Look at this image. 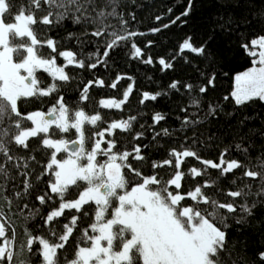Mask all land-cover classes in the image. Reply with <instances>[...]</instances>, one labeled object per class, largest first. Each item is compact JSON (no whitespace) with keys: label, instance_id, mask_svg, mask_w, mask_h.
<instances>
[{"label":"trees","instance_id":"obj_1","mask_svg":"<svg viewBox=\"0 0 264 264\" xmlns=\"http://www.w3.org/2000/svg\"><path fill=\"white\" fill-rule=\"evenodd\" d=\"M22 2L26 3L27 0H15L17 4ZM104 3L105 0H96L97 7ZM188 3L189 0H115L116 11L127 21L124 27L139 35L129 41H121L118 47L110 51L108 57H104L103 52L111 36H92L95 25L83 21L76 24L71 17L58 24L35 25L37 38L41 41L52 39L57 47V52L52 53L45 45L40 49L41 56H57L60 51H72L77 60H84L85 66H66L65 71L70 79L56 81L57 92L49 96L29 98L20 104V110L23 113L35 110L47 112L62 96L70 109L80 108L86 115L99 114L102 117L97 126L85 125L86 137L106 129L111 122L135 117L136 119L131 121L130 130L116 129L111 136L106 132L104 139L116 141L114 152H133L134 148L139 146L144 160H134L130 156L129 163L144 176L156 175L157 179L163 181L170 179L177 170L174 166L176 158L170 155L172 150L182 152L188 149L196 152L200 159L180 157L183 163L179 171L184 172L185 177L181 181L180 189L175 190V186H172L170 190L179 191L181 194L202 185L205 180L216 181L213 187L203 189L205 194L222 203L239 204L243 201L239 198L233 201L226 193L235 191L244 184H252V195L248 197L250 203H255L252 214L246 215L245 222L241 225L236 223V219L244 215L239 208L237 213L230 216L225 212L229 224L226 232L229 245L233 246L234 252L239 255L241 264H264V261L259 259V254L264 253V197L256 195L259 191V181L243 177V168L235 169L224 176H220L219 169L210 167L204 175H188L189 169L193 167L203 172L205 166L201 160L219 163L220 155L225 149L226 161L235 159L250 168L256 157L264 153V102L255 100L238 106L231 97V92L235 89V76L253 67L252 58L241 45L264 35V0H192L189 15L181 16ZM44 14L46 13L40 12L37 16ZM178 16L180 19L176 20ZM173 20L176 22L172 23ZM107 22L114 26L108 29L109 33L113 30L121 31L122 26L118 18L110 17ZM69 34H72L71 38ZM188 37H191L195 47L206 45L203 55L187 50L182 54L179 52L180 45ZM132 43L141 49L140 57L132 55ZM96 53L100 55L97 56ZM149 57L152 63H144ZM160 59H164L165 63H170L172 67L165 68L159 63ZM98 60H103L104 63H98L96 68L88 66ZM65 65L66 61L58 57L57 66ZM37 76L41 81V88L53 83L51 77L43 70H39ZM99 80L104 81L103 86L98 85ZM90 81L92 84L88 91L89 99L82 100V91ZM174 81L179 82L176 89L170 87ZM113 83H116V88L111 87ZM186 84L193 85L191 91L185 87ZM129 87L132 91L121 108L106 109L99 104L101 99L122 100L123 93ZM201 87L207 90L202 93L199 91ZM144 93L161 95L155 100H143ZM193 99L199 101L198 106L192 105ZM212 108L215 109V114H212ZM156 114H160L164 119L155 121ZM165 129L167 135L164 134ZM137 134L142 135L137 139ZM59 135L70 142L77 139L75 130ZM41 137L31 138L28 148L18 147L14 143L7 144L6 141L10 149L9 154L16 158L14 163L19 167H14L13 163H8L5 157L0 155V163L5 165L6 170V174H0V223L6 224L9 236L12 230H15L12 249L15 255L12 264H19L20 260L30 255L24 247L29 232L33 236L53 240L49 229L54 228L58 234L62 233L63 224L69 223L75 215L79 219L74 232L65 249L59 252L61 257L67 256L71 259L82 230L94 222L93 204L86 205L83 210L89 213L87 217L83 215V211L77 213L74 209H66L64 215L45 224L46 216L51 210L58 208L60 201L54 194L55 203L48 201L41 205L37 200V196L44 195L45 192L50 193V174L42 173L52 150L41 146ZM91 143L92 141H87L86 147L90 148ZM236 144H242L249 149L251 163L245 159L244 153L237 150ZM64 157L65 153L58 154V159ZM165 160H172V166L152 167L153 163L160 164ZM124 171L128 173L127 169ZM129 178L138 179L132 176ZM234 179L235 185L232 183ZM26 183L31 185L27 190ZM131 186L130 184L129 190ZM76 198L77 190L70 188L65 199ZM193 203L190 199L182 202L184 205ZM36 246L38 245H34ZM32 261L33 264H41L42 257H32ZM60 264H64L63 259Z\"/></svg>","mask_w":264,"mask_h":264},{"label":"snow or ice","instance_id":"obj_2","mask_svg":"<svg viewBox=\"0 0 264 264\" xmlns=\"http://www.w3.org/2000/svg\"><path fill=\"white\" fill-rule=\"evenodd\" d=\"M191 10L192 0H189L188 7L181 16H188ZM40 12L46 14L38 17L37 14ZM70 17L76 24L83 21L95 25V30L91 32L92 36L106 34L111 36L103 52L104 57H108L110 51L118 47L121 41H129L139 35L136 32H129L124 27L127 21L116 11L115 0H105L100 7L96 6V0H27L26 3L20 4L15 3V0H0V155L5 157L8 163H13L14 167H19L14 163L16 158L9 154L7 144L14 143L18 147L28 148L31 138L41 137L43 134L41 146L52 150L42 173L50 174L48 181L50 193L45 192L44 195L37 196V200L41 205L48 201L55 203L54 194L60 201L58 208L51 210L46 216V225L64 215L66 209H74L80 213L86 205H95L94 222L82 230L71 259L67 256L61 257L59 252L65 249L74 232L79 219L75 215L69 223L63 224L62 233L58 234L54 228L49 229L53 240L33 236L29 232L24 247L30 255L20 260L19 264H33L32 257H42L41 264H60L61 259L64 264H241L239 255L234 252L233 246L229 245L226 232L229 227L228 216L224 213L230 216L237 213L239 208L244 215H240L236 223L242 225L245 222V216H250L255 207V203L248 200L252 195L250 191L252 184H244L243 187L226 193L233 201L236 198L243 201L239 204L222 203L205 194L203 189L213 187L216 181L205 180L202 185L181 194L175 191L181 188V181L185 177V173L179 171L183 163L180 157L200 159L196 152L188 149L182 152L172 150L170 155L176 158L174 166L177 170L170 179L163 181L157 179L156 175L144 176L139 169L133 168L129 163L130 156L134 160H144L139 146L133 150L135 155L126 150L114 152L116 141L104 139L106 132L111 136L116 129L130 130L131 121L135 120V117L111 122L106 129L86 137L85 125L97 126L102 117L99 114L86 115L80 108L70 109L62 96L47 112L35 110L23 113L20 110V104L29 98L49 96L57 92L58 85L55 82L70 79L65 71L66 66L75 65L80 68L85 66L84 60H77L72 51H60L57 56L49 54L48 57L39 54L45 45L52 53L57 52V47L52 39L39 40L34 26L58 24ZM110 17L119 19L122 26L120 32L116 30L108 32L110 27L114 28L107 22ZM179 19V16L176 17V20ZM71 37L72 34H69V38ZM131 47L134 49L132 52L134 57L142 55L141 49L135 43H132ZM241 47L252 58L253 67L235 76V89L231 92V97L238 106L255 100L264 102V35L252 38ZM185 50L203 55L206 45L195 47L191 37H188L180 45L179 52L182 54ZM58 57L66 61L65 66H57ZM98 63L103 64L104 61L98 60L88 66L96 68ZM144 63L151 64V57ZM159 63L165 68L172 67L170 63H165L164 59H160ZM39 70L47 73L53 81L46 88L40 87L41 81L37 76ZM211 82L210 80L209 83ZM97 83L99 86L104 85L103 80ZM178 83L174 81L170 87L176 89ZM91 84L90 81L89 85L84 87L82 100L89 99L88 91ZM111 87L116 88V83L111 84ZM185 87L191 91L193 85L186 84ZM206 90L205 87L199 89L202 93ZM131 91L132 88L129 87L123 93L122 100L101 99L99 104L106 109H119L127 101ZM159 95L161 94L144 93L143 100H155ZM192 105L198 106L199 101L193 99ZM211 112L215 114V109L212 108ZM154 119L159 122L164 117L156 114ZM71 130H75L77 134V139L71 142L59 135ZM164 134H168L167 129L164 130ZM140 135L142 134H137L136 138L138 139ZM54 136L59 138H51ZM87 141H92L90 148L86 147ZM236 148L244 153L245 159L252 162L248 148L242 144H236ZM60 153H65L66 157L58 159ZM226 154L227 149L221 153L219 163L201 160L205 166L203 172L193 167L189 169L188 175L192 177L204 175L210 167L219 169L220 176H224L235 169L243 168V177L259 181V191L256 195L264 197V153L256 157L251 168L235 159L226 161L224 158ZM172 164V160H165L160 164L153 163L152 167ZM24 166L27 167V164ZM124 169L128 170L127 174ZM0 174H6L3 163H0ZM129 176L138 179H130ZM232 183L235 185L236 180L234 179ZM130 184L132 186L129 190ZM172 186H175V190H170ZM29 187L31 185L26 183V190ZM70 188L77 190V198L74 200L65 199ZM186 199L194 203L182 204ZM83 215L87 217L89 213L83 211ZM14 240L15 230L13 229L9 236L6 224L0 223V264H12L15 255L12 250ZM259 259L264 261V253L259 254Z\"/></svg>","mask_w":264,"mask_h":264},{"label":"rangeland","instance_id":"obj_3","mask_svg":"<svg viewBox=\"0 0 264 264\" xmlns=\"http://www.w3.org/2000/svg\"><path fill=\"white\" fill-rule=\"evenodd\" d=\"M258 66V65H257ZM235 80V79H234ZM71 147V144L69 145Z\"/></svg>","mask_w":264,"mask_h":264}]
</instances>
